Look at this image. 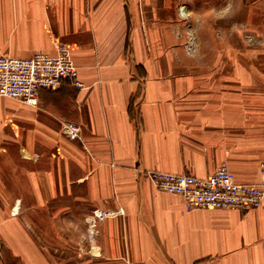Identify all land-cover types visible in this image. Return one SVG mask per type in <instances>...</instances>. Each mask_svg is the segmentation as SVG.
<instances>
[{
  "label": "crops",
  "instance_id": "obj_1",
  "mask_svg": "<svg viewBox=\"0 0 264 264\" xmlns=\"http://www.w3.org/2000/svg\"><path fill=\"white\" fill-rule=\"evenodd\" d=\"M208 1L205 45L192 0H0V55L65 44L85 85L0 100V264H264V202L188 212L145 175L262 180L264 0Z\"/></svg>",
  "mask_w": 264,
  "mask_h": 264
},
{
  "label": "built area",
  "instance_id": "obj_2",
  "mask_svg": "<svg viewBox=\"0 0 264 264\" xmlns=\"http://www.w3.org/2000/svg\"><path fill=\"white\" fill-rule=\"evenodd\" d=\"M66 81L78 89L85 88L72 49L65 44H58L54 55L39 53L29 58L0 55V100L7 98L38 106L43 90L59 88ZM64 133L71 139L80 137V129L74 125H66ZM145 175L156 189L181 196L188 212L198 209L248 212L264 202V164L259 184L238 183L228 164H222L205 179L157 171Z\"/></svg>",
  "mask_w": 264,
  "mask_h": 264
},
{
  "label": "rangeland",
  "instance_id": "obj_3",
  "mask_svg": "<svg viewBox=\"0 0 264 264\" xmlns=\"http://www.w3.org/2000/svg\"><path fill=\"white\" fill-rule=\"evenodd\" d=\"M235 1L236 0H232L233 3ZM249 1H251V0H248V2ZM192 2H193L192 3L193 9L196 12H199L200 13L199 15L202 17H199L198 20L196 19L194 21H190L188 27H192L193 29H199V39L202 40V44L207 45V41L208 40L210 41V36L208 35L207 30H210V28H221L227 22L223 23L222 20L211 19L210 14H213V10L216 12L220 9L214 8V6L212 4H210V1H208V0H192ZM232 12H233V8H232ZM183 14H185L184 10H183ZM229 23H230L231 27H234V24L236 22H235V20H231V22H229ZM235 27H236V25H235Z\"/></svg>",
  "mask_w": 264,
  "mask_h": 264
}]
</instances>
